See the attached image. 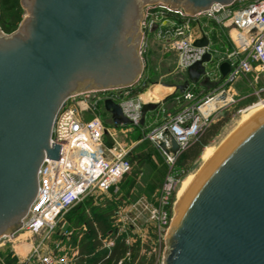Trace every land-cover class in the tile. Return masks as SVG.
<instances>
[{"label":"water","instance_id":"1","mask_svg":"<svg viewBox=\"0 0 264 264\" xmlns=\"http://www.w3.org/2000/svg\"><path fill=\"white\" fill-rule=\"evenodd\" d=\"M236 0H19L27 17L0 29V239L19 230L37 192L55 116L72 95L133 86L143 71L139 48L143 7L161 2L189 13ZM207 44L203 37L194 46ZM190 66L197 81L202 63ZM222 76L229 65L221 64ZM180 91L184 86L177 87ZM157 104H143L140 124ZM114 125H128L120 107L103 104ZM158 148L177 155L167 129ZM162 264H264V113L226 139L187 188L165 236Z\"/></svg>","mask_w":264,"mask_h":264},{"label":"built area","instance_id":"2","mask_svg":"<svg viewBox=\"0 0 264 264\" xmlns=\"http://www.w3.org/2000/svg\"><path fill=\"white\" fill-rule=\"evenodd\" d=\"M140 31L142 39H148L144 34L147 31L162 48L176 53L179 71L186 73L190 66L208 54L209 60L202 63L203 73L199 79H187L182 85L184 90H197L199 82L212 85L211 91L201 97L185 93L183 100L196 99V102L175 114L166 113L165 121L149 133L148 139L168 167L160 189V203L149 205L150 218L157 221L160 236L167 231L169 214L166 208L171 205L172 192L182 176V170L175 167L178 156L209 126L216 105L229 102L228 89L233 83L241 76L264 72V0H236L228 6L212 4L207 10L196 13L161 2L149 4L143 7ZM231 31L236 34L235 38L231 37ZM203 37L207 44L194 46V42ZM140 50L142 45L139 48L141 56ZM224 63L229 65V71L222 76L219 67ZM131 88L82 92L67 98L59 108L49 139L50 146L52 143L60 145L59 158L44 157L37 174L35 198L19 230L1 238L15 239L22 232L30 239L38 238L36 243L30 240L23 244L20 248L23 257L17 264H31L32 259L37 264H71L63 255L57 259L54 250L44 243L62 215L88 195L106 193L128 174L129 152L117 143L115 131L105 127L99 113L101 108L104 109V102L111 100L120 107L130 125L140 127V109L151 102L141 95H131ZM160 110L164 114V110ZM164 129L179 146L177 155L162 152L155 143V134ZM105 136L109 137L110 143ZM127 227L130 228L127 225L121 232ZM115 232L113 239H102V247L110 250L114 246L120 234L118 228ZM71 234L69 229L63 232L67 241ZM129 240L128 236L125 239L127 245H130ZM162 240L165 241V237ZM129 256L127 253L125 258Z\"/></svg>","mask_w":264,"mask_h":264},{"label":"rangeland","instance_id":"3","mask_svg":"<svg viewBox=\"0 0 264 264\" xmlns=\"http://www.w3.org/2000/svg\"><path fill=\"white\" fill-rule=\"evenodd\" d=\"M26 17L27 13L25 9L20 6L19 0H0V24L3 22L10 29L8 32H5L2 31L0 27L4 34L9 35L15 32L21 21ZM194 31L197 33V29H194ZM144 34L148 39H142L141 36L140 46L142 45V50L140 51L142 54L143 71L140 79L132 86L130 92L131 95H141L151 103H164V114L162 113L159 115L158 122L162 119L165 121L164 115L167 112L172 114V112L175 111L173 112V114H175L179 110L195 103L196 99L183 100V98H181L180 90L177 87L181 86L188 77L185 72L177 69L176 53L171 49L168 50L162 48L158 42H155L154 39L151 38V35H148L149 33L147 34V31ZM198 85L202 88V91L199 89L201 93H199L200 91H198V93L203 95L209 93L212 88V86L207 87L208 83L205 82H199ZM134 88H136L137 91H135ZM263 92L264 72H258L256 75L249 74L241 76L230 86L228 89L229 102L216 105L217 110L209 124L211 125L220 119L228 117L227 122L220 128L217 135L210 142L209 145L211 147L217 148L220 145L229 133L235 129L238 121L244 113L250 109L259 108L261 105L256 104L260 101H262L264 105V97L261 96V93ZM176 98H178V103L175 102ZM99 117L104 122L106 128L116 131L115 139L117 143L129 152L128 159L132 163L130 172L139 171V174L136 179H131L129 174L125 175L119 183L109 191H106V193L88 195L82 199L80 207L81 209L84 208L87 210V214H92L91 210L87 209L89 203L92 204L94 209H98V207L104 205L105 202L110 203V208L115 207L116 214L114 218L108 219L110 223L108 231H110V233H108L103 240L106 241L108 239H113V233H115L116 228H118L121 234V229L129 225L130 234H128V236L130 238V245L137 242L139 243V246H141L139 251V263L162 264L165 247V241L162 239L166 236L171 227L172 219L174 217L173 205L178 187L181 180L186 175L195 173L201 167L200 158L190 166L186 175H182L178 179L172 192L171 205L166 208L169 214L168 225L166 228L167 231L159 236L157 221L150 218L149 205L156 206L160 203L161 187L158 191L152 194H148L146 191V183L151 175L147 162L149 159H152L158 163V159L153 154V151L150 150L152 146L146 148L142 154L137 149L139 145L144 144L146 141H150L148 136L155 126L151 128L147 126L148 122L145 121L144 125L140 126V128L134 127L130 124L121 127H114L110 115L102 108ZM160 159L163 160L162 156H160ZM140 163L142 166L139 167ZM175 167L180 169L179 162H176ZM125 189H127V192H124ZM154 203H156V205H154ZM73 213L74 211H69L62 215L54 231L48 235L49 239L44 244L48 246V249L52 248L54 250L53 254L57 259L62 258L63 255L71 261V264H78L80 259L76 248L79 246L80 237L87 235V229L82 225V229L79 231L78 235H75L76 237L71 234L72 237L68 241L66 240L67 237H64L63 232L65 229H68L66 228L68 217H71ZM150 229L156 232V238H152ZM128 236H126L125 239ZM119 238L120 236L118 239ZM122 238H124V235ZM30 240L36 243L38 238L30 239L24 234V232H22L19 235L17 234L15 239H1L0 264H5L6 261L10 260H14L15 264L21 261L23 253L20 248L23 247L24 243L29 242ZM99 240L102 241V239ZM146 244L148 245L146 247L148 249L145 248ZM67 248H69L68 251L66 250ZM18 249H20V251ZM107 251H109V249L104 246L102 247L101 245L99 249L91 254L98 257ZM151 255H154V261L151 260ZM130 258L131 257L129 256L126 260L129 261ZM82 259L83 261L81 264H88L89 260L87 261V259H89V256ZM31 264H37L36 260L32 259Z\"/></svg>","mask_w":264,"mask_h":264},{"label":"trees","instance_id":"4","mask_svg":"<svg viewBox=\"0 0 264 264\" xmlns=\"http://www.w3.org/2000/svg\"><path fill=\"white\" fill-rule=\"evenodd\" d=\"M0 27L2 31L5 32H8L10 30L8 26L3 22H1ZM134 89L135 91H137L136 88ZM261 96L264 97V92L261 93ZM227 120L228 117L220 119L217 122L206 127L193 141L190 142L189 146L179 155L176 162H179V166L182 170L183 176L187 174L190 166L199 158L202 150L210 144L212 139L217 135L218 131L227 122ZM105 139L108 143L111 142L108 136H105ZM149 146H152L150 150L153 151V154L158 159V163L152 159H149L147 162L151 175L148 182L146 183V191L148 194H152L158 191L162 186L164 179L168 174V167L166 166L164 161L160 159V155L157 149L150 141H146L144 144L139 145L137 149L142 154ZM129 163L131 168L132 163L130 162V160ZM140 166H142L141 163L139 164V167ZM128 174L131 179H136L139 171L130 172L129 170ZM124 192H127V189H125ZM81 204L82 203H78L70 210L74 211V213L71 217H68V223L66 224V228L71 230L72 235L74 236L79 234V231H81L82 229V225H84V227H86L87 229V235L81 236L79 240V246L77 249L80 262L78 264L82 263V258H86L88 256V264H118L120 260H123L121 264H142V262L139 263V251L141 249L139 243L136 242L133 245H127L125 242V237L130 234L129 227H127L126 231H123L121 234H119L120 238L118 239L119 236L117 237L114 246L109 251L102 253L98 257L92 255L91 253L101 247V240H99V237L103 239L108 235V233H110V231H108L110 226L108 219L114 218L116 211L115 207H112L113 209L110 208V203L108 202H105L104 205H100L98 209H94L92 207V204L89 203L87 209L91 210L92 214H87V210H85L84 208L81 209ZM154 205H156V203H154ZM105 208L107 209L104 210ZM150 231L152 233V238H156V232L152 231V229H150ZM123 235L124 238H122ZM147 246L148 245L146 244L145 248ZM127 253H129L131 257L129 261H127L125 258ZM154 259V255H151V260L154 261ZM5 264H15V261H6Z\"/></svg>","mask_w":264,"mask_h":264},{"label":"bare ground","instance_id":"5","mask_svg":"<svg viewBox=\"0 0 264 264\" xmlns=\"http://www.w3.org/2000/svg\"><path fill=\"white\" fill-rule=\"evenodd\" d=\"M256 105H261V106H259V108H257V109H250L249 111L244 113L241 116L240 120L238 121L235 129L231 133H229V135L220 143V145L217 148H213L210 145H208L207 147H205L202 150L200 157H199L200 161H201V167L195 173H190V174L186 175L180 182V185L178 187L177 194H176V199H175V202L173 205L174 217L172 219L171 226H172L173 222L177 219L178 206H179L181 200L183 199V197L187 191V188L202 174L206 165L215 158L216 154L218 153V151L220 150V148L222 147V145L224 144L226 139L229 138L230 136H232L233 134H235L240 129L249 125L250 123H252L256 119H258L264 113L263 103H257Z\"/></svg>","mask_w":264,"mask_h":264},{"label":"crops","instance_id":"6","mask_svg":"<svg viewBox=\"0 0 264 264\" xmlns=\"http://www.w3.org/2000/svg\"><path fill=\"white\" fill-rule=\"evenodd\" d=\"M230 35H231V37L232 38H235L236 37V34L234 33V32H230ZM141 77V76H140ZM210 86H212L210 83H208V86L207 87H210ZM196 87H197V90H192V89H187V90H182V91H180V94H181V98H182V96L185 94V93H187V92H190V93H192L193 94V97H195V96H197V97H201L203 94H199V93H201V91H202V88L198 85V84H196ZM201 91H200V90ZM209 89V88H208ZM198 91H200L199 93H198ZM211 91V90H210ZM206 92V91H205ZM206 95V94H205ZM204 96V95H203ZM176 103H178V98H176V101H175ZM156 104V103H155ZM158 106H157V110H154V111H152V112H150V113H148L147 115H146V118H145V121H147L148 122V124H147V126H149V127H153V126H158V125H161L164 121H163V119L160 121V122H158L159 121V115L160 114H162L160 111V109H162V110H165V105H164V103H160V104H157ZM177 107V106H176ZM173 112H175V111H173ZM172 112V113H173ZM168 113V112H167ZM165 116V115H164ZM145 121H144V123H145ZM144 125V124H143ZM140 126H142V125H140ZM114 127H117L116 125H114ZM140 128V127H139ZM116 132V131H115Z\"/></svg>","mask_w":264,"mask_h":264}]
</instances>
